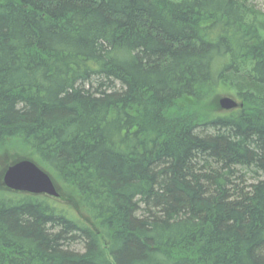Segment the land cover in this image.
Here are the masks:
<instances>
[{"label":"trees","instance_id":"obj_1","mask_svg":"<svg viewBox=\"0 0 264 264\" xmlns=\"http://www.w3.org/2000/svg\"><path fill=\"white\" fill-rule=\"evenodd\" d=\"M262 8L0 0V150L83 215L0 198V264H264Z\"/></svg>","mask_w":264,"mask_h":264},{"label":"water","instance_id":"obj_2","mask_svg":"<svg viewBox=\"0 0 264 264\" xmlns=\"http://www.w3.org/2000/svg\"><path fill=\"white\" fill-rule=\"evenodd\" d=\"M220 110L229 111L238 107L231 98L221 97L217 100ZM5 188L32 195L57 197L58 193L50 177L32 161L21 160L9 166L2 176Z\"/></svg>","mask_w":264,"mask_h":264},{"label":"rangeland","instance_id":"obj_3","mask_svg":"<svg viewBox=\"0 0 264 264\" xmlns=\"http://www.w3.org/2000/svg\"><path fill=\"white\" fill-rule=\"evenodd\" d=\"M254 4L258 9H263L262 8V0H254ZM221 97L233 98V95L231 93L227 92L226 90L220 88L212 96L207 97L206 102H205L206 107L212 109L213 105L218 106L217 100ZM216 113L219 114L220 112L216 111ZM22 153H24V151L22 149H19V148L16 149L12 145L7 146L6 148H4V150L3 149L0 150V181L2 180L3 173L6 171V169L15 163V157H17V156H18L17 158L22 157ZM27 160L32 161V159L29 156H28ZM41 168L44 171H46L43 167H41ZM59 186L55 185L57 193H58V190L60 192L59 198L49 199L48 196L42 195L43 198H46L47 200H50L53 203H56L59 207L64 206V204H65V205H68L70 207L73 206L76 209V206L74 204L70 205V204L66 203V200H63L66 197V193L62 189V187L61 186L59 187ZM0 187H1L0 188V198H2V199H9V198H13L15 196H19L21 194H24V193L15 192V191L6 189V188L2 187L1 184H0ZM76 211L78 212L79 215H81V217H83L80 209H79V211L76 209Z\"/></svg>","mask_w":264,"mask_h":264}]
</instances>
